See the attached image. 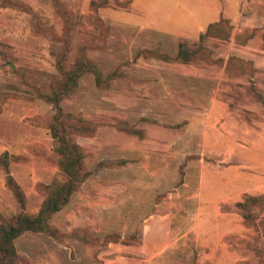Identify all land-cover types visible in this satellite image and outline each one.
I'll return each instance as SVG.
<instances>
[{
    "label": "rangeland",
    "instance_id": "rangeland-1",
    "mask_svg": "<svg viewBox=\"0 0 264 264\" xmlns=\"http://www.w3.org/2000/svg\"><path fill=\"white\" fill-rule=\"evenodd\" d=\"M57 1L70 13L67 64L84 47L102 78H110L108 87L99 88L93 75L85 74L71 98L62 101L66 123L99 126L93 137L74 136L85 151L91 175L50 224L66 234L87 222L99 239L135 234V241L150 222L161 221V213L174 209L169 225L172 244L151 264H264V199L253 206V221L244 220L235 209L246 195L264 197L253 194L255 178L264 188V107L248 89L253 83L264 96V69L252 81L244 75L218 83L221 67L197 61L187 67L209 80L172 82V74L186 64L144 54L158 51L174 57L175 49L168 41L164 46L162 36L116 23L114 14L91 10V0ZM243 15L244 27H264V0H253ZM63 29L54 0H0V155L21 158L9 162V172L24 193L23 211L29 214L37 213L43 200L37 185L63 179L46 126L54 108L37 96V91L49 94L60 79L55 55L62 47ZM260 42L258 35L236 48L215 39L205 45L215 58H247L251 63L253 58L263 68ZM230 87L242 99L235 107L226 96ZM209 98L223 110L214 111L205 128L203 109ZM209 112L206 103V117ZM242 183L249 193L243 192ZM230 190L233 193L225 194ZM217 191L225 192L220 200L215 199ZM82 195H88L83 202L91 206L85 209V220L77 198ZM21 211L0 166V216ZM28 234L19 242L54 241ZM60 244V252H52L66 257V264L96 261L109 244L123 245L90 247L71 239Z\"/></svg>",
    "mask_w": 264,
    "mask_h": 264
},
{
    "label": "trees",
    "instance_id": "trees-1",
    "mask_svg": "<svg viewBox=\"0 0 264 264\" xmlns=\"http://www.w3.org/2000/svg\"><path fill=\"white\" fill-rule=\"evenodd\" d=\"M54 3L56 13L64 21L63 35L59 39L62 47L55 55V68L60 79L51 85L49 94H42L37 91V96L54 108V114L46 126L53 140V149L57 155V168L63 179L58 182H52L49 185L38 184V191L43 196L39 210L35 214L26 213L23 211L25 206L24 193L9 172V162L11 160L17 161L21 158L10 157L7 153L0 155V166L3 167L6 175V187L10 190L22 210L8 218L0 216V264H29V260L20 254L15 246V241L25 233L46 235L59 244L64 243L66 239H71L90 247L106 246L109 243L118 242L125 246H138L141 244V238L135 241L132 240L136 238L135 234L126 239H121L118 234H107L102 239H99L87 228L77 227L69 233L62 234L50 224L54 215L69 204L72 196L78 191L79 185L91 175L85 164V151L74 140V136L93 137L99 126L98 124L66 123L63 120L62 101L71 98L79 85L80 79L85 74H92L95 84L99 88L108 87L110 78H102V74L96 65L85 56L84 47L80 49L73 63L67 64L71 40L69 33L70 13L61 9L57 0H54ZM131 3L132 0H91L89 7L91 10L99 12V10L110 6L124 9ZM232 30L233 26L229 21L221 18L219 22L210 24L204 33L199 35L196 43L180 42L174 57L158 51H144V54L146 56H155L164 62L174 61L188 65L197 61H204L207 65L222 67L224 60L215 58L213 51L205 43L210 39L228 42L231 39ZM258 35L261 38L259 48L264 51V27L244 29L234 37L235 43L237 46L246 45ZM257 72L258 70L254 68L253 63L240 58L230 57L226 62V76L228 78L244 75L253 77ZM249 84V92L264 107V96L256 90L253 83L249 82ZM236 91L237 89L231 88L226 94L227 97L232 98L231 107L237 106L242 101L240 94ZM180 172L181 174L183 173L182 168ZM263 199V196L246 195L241 202L235 204V209L244 220L253 221L255 215L252 214L251 210L258 201Z\"/></svg>",
    "mask_w": 264,
    "mask_h": 264
},
{
    "label": "crops",
    "instance_id": "crops-1",
    "mask_svg": "<svg viewBox=\"0 0 264 264\" xmlns=\"http://www.w3.org/2000/svg\"><path fill=\"white\" fill-rule=\"evenodd\" d=\"M252 3L253 0H132V3L127 8L123 9L110 6L102 9V14L111 15L112 13L114 16H112L111 19L116 23L119 22L139 32H147L153 35L162 36L164 38V46L170 43L175 51L177 50L178 44L182 41H186L189 44L196 43L199 35L204 33L210 24L217 23L223 18L229 21L233 26L231 39L228 43L230 46L236 48L239 46L236 45L234 37L240 34L244 28L246 29L244 26H247V18L243 15V10L248 4L252 5ZM258 51L264 53V51ZM229 58L230 57L228 56H226V58L222 57L224 65L221 67L218 83H220L221 79H224L225 82H231V78H233H228L226 76V62ZM242 59L244 60L247 58ZM250 60H253V66L258 72L264 69V67L262 68L259 65H256L253 58ZM187 66L188 65L181 66L177 69L172 74L170 80H172V82H178V80L182 79L209 80L208 76L201 77L195 75ZM258 72L256 74H258ZM249 78L251 81L253 80V77ZM209 99L204 103L205 107L203 109L205 112L203 117L205 128L206 120H211L212 115L215 114L214 111L217 109L223 110V107L215 103L214 99ZM206 103H208L210 109L207 117ZM226 109L228 108L226 107ZM203 139L204 150L206 151V133H204ZM255 180L256 185L254 188L256 189V193L253 194H263L264 188H261L262 183L259 178H255ZM83 184L84 183H81L79 185L78 190ZM242 185L243 192L249 193L247 191L248 185H245L244 183H242ZM216 186L218 187L217 183ZM232 191L230 190L226 193L224 191H217L215 199L220 200L223 197L220 196L221 194L225 193L229 195ZM76 193L75 195L79 194V192ZM87 196L88 195H82L77 197L80 199L79 209L81 210V206L84 207L81 210V217H83L84 220L88 219L89 216V213H87L85 209L87 207L91 208L89 204L83 202L86 200ZM175 211L176 210L174 209H168L164 213H161L163 217L161 221L150 222L149 225L142 230L140 245L124 246L109 244L108 251L101 253L96 261L89 259L85 264H151V262L158 257L157 254H160V250L167 249L172 244L170 242L172 232L169 231V225L171 223V218L175 216ZM57 214H55L54 217ZM77 227L93 230V227L87 222L75 226V228ZM25 234L15 241V246L17 251L29 260V264H66V257H59L52 252V249H57V252H60L61 244L55 241L50 242L48 240H43L41 242H34L33 240H27L26 243L19 242L21 238L26 236ZM32 234L34 233L28 235ZM218 235L221 237V235L224 236L225 233ZM212 248L215 247L208 246V249ZM109 256L112 257L110 258ZM211 256L214 257V253ZM80 261L83 260L80 259ZM75 264H84V262L79 263L78 259V262Z\"/></svg>",
    "mask_w": 264,
    "mask_h": 264
},
{
    "label": "water",
    "instance_id": "water-1",
    "mask_svg": "<svg viewBox=\"0 0 264 264\" xmlns=\"http://www.w3.org/2000/svg\"><path fill=\"white\" fill-rule=\"evenodd\" d=\"M6 67H8L9 69H13L14 65L11 62H5L4 64Z\"/></svg>",
    "mask_w": 264,
    "mask_h": 264
}]
</instances>
